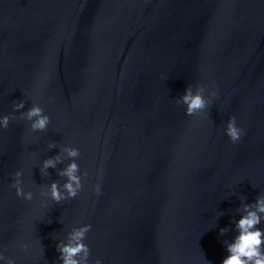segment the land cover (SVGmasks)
Masks as SVG:
<instances>
[{
	"label": "water",
	"instance_id": "1",
	"mask_svg": "<svg viewBox=\"0 0 264 264\" xmlns=\"http://www.w3.org/2000/svg\"><path fill=\"white\" fill-rule=\"evenodd\" d=\"M189 86L210 101L196 116L177 104ZM34 103L44 132L20 119ZM4 116L0 264H62L56 245L88 224V264H222L244 205L264 197V0H0ZM65 148L82 190L57 204L41 193L63 191Z\"/></svg>",
	"mask_w": 264,
	"mask_h": 264
},
{
	"label": "clouds",
	"instance_id": "2",
	"mask_svg": "<svg viewBox=\"0 0 264 264\" xmlns=\"http://www.w3.org/2000/svg\"><path fill=\"white\" fill-rule=\"evenodd\" d=\"M204 93L205 87L203 86H198L195 93L192 87L189 86L185 89L180 99L177 100V104L186 106L185 114L187 116H196L199 113H203L210 103L209 100L205 99ZM210 95L215 97L216 92L213 91ZM24 108V101H20L15 104L14 111L19 112ZM10 119H15V117L4 116L0 118V128L7 129ZM20 119L30 122V131L33 133L46 131L51 122L49 116L44 114L43 108L36 103L26 112H21ZM225 134L232 143L240 141L244 133L242 129L237 127L235 117L229 119ZM48 147L51 149L56 147V145L52 143ZM64 151L72 162L58 173L59 176L66 178V182L63 184V191H61L58 183L53 182L48 186V193H41V195L50 193V199L57 204L76 198L82 190V178L79 174V166L75 162L80 156L79 149L65 148ZM61 162L59 156L44 160L41 173L47 174L49 168H55ZM22 175V171L14 173L12 187L15 188L18 198L31 202L33 193L31 191H23ZM84 175L86 176L87 174L85 173ZM96 193L100 194L99 185L96 186ZM41 206L46 207V204L42 203ZM243 211L246 214L242 215L235 224L238 234L231 243L226 244L227 256L222 260V264H264V229L258 227L261 223V214H264V197L257 198L254 205H244ZM90 230V224L84 225L70 234L68 243L61 242L56 245V250L60 253L58 258L62 261V264H88L90 249L84 243V240ZM226 231V229H222L221 235ZM21 250L27 252V246H23ZM0 260H5L2 254H0ZM6 264H15V261L7 259ZM95 264H102V262L97 259Z\"/></svg>",
	"mask_w": 264,
	"mask_h": 264
}]
</instances>
